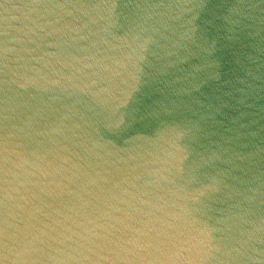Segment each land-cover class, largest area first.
Wrapping results in <instances>:
<instances>
[{"label":"water","instance_id":"95a60500","mask_svg":"<svg viewBox=\"0 0 264 264\" xmlns=\"http://www.w3.org/2000/svg\"><path fill=\"white\" fill-rule=\"evenodd\" d=\"M0 264H264V0H0Z\"/></svg>","mask_w":264,"mask_h":264}]
</instances>
